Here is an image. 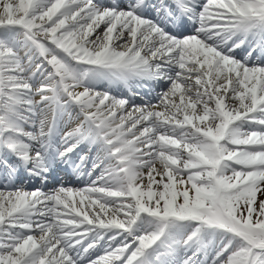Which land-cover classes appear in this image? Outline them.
I'll return each mask as SVG.
<instances>
[{"label":"snow or ice","instance_id":"1","mask_svg":"<svg viewBox=\"0 0 264 264\" xmlns=\"http://www.w3.org/2000/svg\"><path fill=\"white\" fill-rule=\"evenodd\" d=\"M0 180V264H264V0H0Z\"/></svg>","mask_w":264,"mask_h":264},{"label":"bare ground","instance_id":"2","mask_svg":"<svg viewBox=\"0 0 264 264\" xmlns=\"http://www.w3.org/2000/svg\"><path fill=\"white\" fill-rule=\"evenodd\" d=\"M239 51V50H237ZM243 55V53H241ZM103 87H107V85L105 84ZM122 91L123 92H126V89H123L122 88ZM153 95H155V93H153ZM147 99H150V97H146ZM93 156H95V152L92 153ZM64 173V172H63ZM65 175L67 176V183L70 184V185H79V184H85L84 181H81L78 177L74 178L72 177V179H70L69 176H71L70 174H67L65 173ZM4 182L2 180H0V185H2ZM33 185L32 184H28L27 187L30 189ZM51 187V185H49V188ZM72 187V186H70ZM77 189V188H76ZM0 190H3L2 188H0ZM47 190V189H46ZM77 199H79V197H77ZM108 246V242L107 240L105 241H102L100 243V245L92 252V255H91V258L92 259H96L98 256H101V255H104V251H105V248Z\"/></svg>","mask_w":264,"mask_h":264},{"label":"rangeland","instance_id":"3","mask_svg":"<svg viewBox=\"0 0 264 264\" xmlns=\"http://www.w3.org/2000/svg\"><path fill=\"white\" fill-rule=\"evenodd\" d=\"M143 99H147L146 97H142ZM137 102L139 103L140 102V99L138 98V100H137ZM154 102V101H153ZM67 119V118H66ZM60 175V179L64 182V184L66 185V186H72L73 188H77V189H79V188H83V187H85L86 185L85 184H79V185H70V184H67L66 183V176H65V174H63V173H61V174H59ZM73 177H76V176H74L73 175ZM36 186H38V185H36Z\"/></svg>","mask_w":264,"mask_h":264}]
</instances>
